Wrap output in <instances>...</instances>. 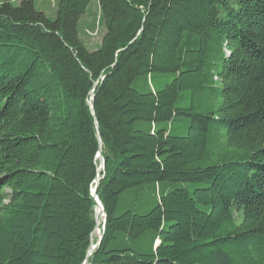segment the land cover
I'll return each mask as SVG.
<instances>
[{"label":"trees","instance_id":"16d2710c","mask_svg":"<svg viewBox=\"0 0 264 264\" xmlns=\"http://www.w3.org/2000/svg\"><path fill=\"white\" fill-rule=\"evenodd\" d=\"M17 3H0V264H264V0Z\"/></svg>","mask_w":264,"mask_h":264},{"label":"rangeland","instance_id":"374dc122","mask_svg":"<svg viewBox=\"0 0 264 264\" xmlns=\"http://www.w3.org/2000/svg\"><path fill=\"white\" fill-rule=\"evenodd\" d=\"M19 0H16V4H18ZM45 0H36V6L41 11H44L48 17L51 19H55L57 17V7L55 6L56 0L50 1L47 3V6L43 4ZM47 2V1H46ZM105 33V28L103 27V23L101 20V10L99 7V3L94 1L88 8V11L82 18V22L80 24V37L84 41V43L88 46L91 51L98 49L101 45V41L103 35ZM168 76L166 74H154L153 76V87L157 90H160L164 87L167 82ZM181 127L178 130L180 135H187L189 120H184L180 123ZM190 191H192L196 186H201V184H186ZM104 220V214L100 213L98 215L99 222ZM101 235V230H97L94 233V237L99 238Z\"/></svg>","mask_w":264,"mask_h":264},{"label":"water","instance_id":"95a60500","mask_svg":"<svg viewBox=\"0 0 264 264\" xmlns=\"http://www.w3.org/2000/svg\"><path fill=\"white\" fill-rule=\"evenodd\" d=\"M92 111H93V113L95 112V110H94V106H93V105H92ZM98 157H99L100 160H101V165H100V167H99V171H101L102 169L105 168V158H104V156L102 155L101 151L98 153ZM99 181H100V177H99V175H98V177H97V179H96V181H95V182H96V185H95V187L92 189V194H93V196L95 197L96 202H97V204H98V206H97V208H96V215H97V217H98V215H99L100 213L104 214V218H105V219H104V222H106V213H105V209H104V206H103V204H102V202H101V200H100V198H99V196H98V194H97ZM99 225H100V222L98 221V226H97L95 232H96L98 229L100 230ZM96 246H97V245H95V244L92 245V248H91V250H90V252H89V256L92 254V252H93V250L96 248ZM86 263H87V260H86L85 264H86Z\"/></svg>","mask_w":264,"mask_h":264},{"label":"crops","instance_id":"0c3cea01","mask_svg":"<svg viewBox=\"0 0 264 264\" xmlns=\"http://www.w3.org/2000/svg\"><path fill=\"white\" fill-rule=\"evenodd\" d=\"M16 1V0H15ZM47 1V2H46ZM50 1H52V0H45V2H43V4L44 5H46L47 6V3H50ZM2 2V0H0V3ZM48 7V6H47Z\"/></svg>","mask_w":264,"mask_h":264},{"label":"bare ground","instance_id":"6f19581e","mask_svg":"<svg viewBox=\"0 0 264 264\" xmlns=\"http://www.w3.org/2000/svg\"><path fill=\"white\" fill-rule=\"evenodd\" d=\"M99 221V220H98Z\"/></svg>","mask_w":264,"mask_h":264}]
</instances>
